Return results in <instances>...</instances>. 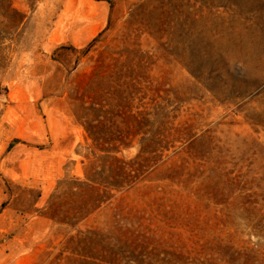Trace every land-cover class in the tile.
I'll list each match as a JSON object with an SVG mask.
<instances>
[{
    "label": "rangeland",
    "instance_id": "1",
    "mask_svg": "<svg viewBox=\"0 0 264 264\" xmlns=\"http://www.w3.org/2000/svg\"><path fill=\"white\" fill-rule=\"evenodd\" d=\"M118 91L171 147L82 218ZM0 264H264V0H0Z\"/></svg>",
    "mask_w": 264,
    "mask_h": 264
},
{
    "label": "trees",
    "instance_id": "2",
    "mask_svg": "<svg viewBox=\"0 0 264 264\" xmlns=\"http://www.w3.org/2000/svg\"><path fill=\"white\" fill-rule=\"evenodd\" d=\"M96 39L93 40V42ZM92 42V43H93ZM90 44L92 46L93 44ZM119 62V58L115 60ZM128 63H132L129 59ZM137 93H135L136 95ZM130 95L125 91L114 94L108 114L111 118L104 119L103 100L100 96L93 97L90 105L86 108V122L83 124L87 138L92 146L101 155L99 161L102 166L100 170L96 166L85 172L84 182H76L87 187V201L84 202L85 215L87 217L96 211L102 204L109 201L116 192L127 190L135 186L143 175L149 172L164 154L170 150L168 139L169 116L166 109L161 105H154L149 112L136 108L135 116H130L133 106ZM107 115V114H106ZM132 117L138 130L143 129L142 123L148 122L149 131L132 134L128 125V118ZM110 124V127L106 126ZM138 154L126 160L117 157L122 148L131 147L134 138L140 136ZM149 136V138H145ZM91 155H95L94 152ZM97 160V159H96ZM77 186V185H75Z\"/></svg>",
    "mask_w": 264,
    "mask_h": 264
}]
</instances>
